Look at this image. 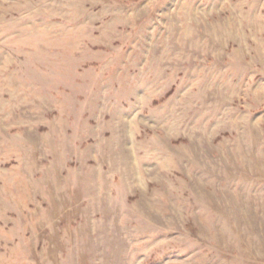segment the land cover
<instances>
[{
	"label": "rangeland",
	"instance_id": "1",
	"mask_svg": "<svg viewBox=\"0 0 264 264\" xmlns=\"http://www.w3.org/2000/svg\"><path fill=\"white\" fill-rule=\"evenodd\" d=\"M0 264H264V0H0Z\"/></svg>",
	"mask_w": 264,
	"mask_h": 264
}]
</instances>
